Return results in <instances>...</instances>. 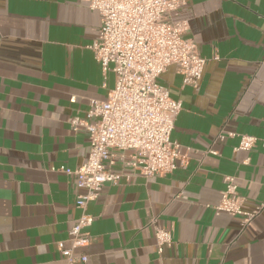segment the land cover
<instances>
[{
    "label": "crops",
    "instance_id": "1",
    "mask_svg": "<svg viewBox=\"0 0 264 264\" xmlns=\"http://www.w3.org/2000/svg\"><path fill=\"white\" fill-rule=\"evenodd\" d=\"M172 20L187 22L206 61L197 88L176 66L157 81L181 103L170 135L180 158L146 179L126 165L132 151H112L120 180L88 204L86 264H264V209L244 227L213 210L225 177L244 212L264 203V0H187ZM100 25L81 0H0V264H65L84 191L57 170L90 149L69 120L115 83L91 50ZM240 135L257 139L250 151L236 150ZM152 220L171 234L161 254Z\"/></svg>",
    "mask_w": 264,
    "mask_h": 264
},
{
    "label": "built area",
    "instance_id": "2",
    "mask_svg": "<svg viewBox=\"0 0 264 264\" xmlns=\"http://www.w3.org/2000/svg\"><path fill=\"white\" fill-rule=\"evenodd\" d=\"M81 1L100 16L99 36L91 50L102 75L113 73L115 83L107 100L90 101L84 119L69 120L74 132L88 133L90 149L78 168L57 170L72 176L75 189L84 191L75 202L80 215L69 232L71 247L63 249L60 244L65 264L88 262L84 249L90 244L87 229L94 221L87 212L88 204L106 183L116 185L120 180L111 170L112 151H132L134 155L126 165L146 179L175 170L180 156L170 135L181 103L172 99L157 81L167 67L176 66L183 85L197 88L206 63L194 42L185 38L187 22L172 20L187 0ZM218 137L225 139L224 135ZM256 142L255 137L240 135L236 150L248 152ZM237 189L235 179L225 177L224 190L213 210L216 215L241 216L244 227L263 211L264 203L244 212ZM151 225L156 251L161 254L163 247L172 244L171 234L155 220Z\"/></svg>",
    "mask_w": 264,
    "mask_h": 264
}]
</instances>
